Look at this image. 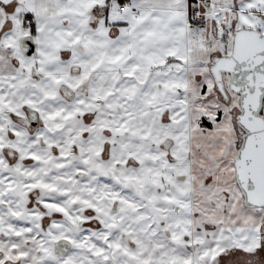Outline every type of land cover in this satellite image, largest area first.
Instances as JSON below:
<instances>
[{"label": "snow or ice", "instance_id": "6c2138e0", "mask_svg": "<svg viewBox=\"0 0 264 264\" xmlns=\"http://www.w3.org/2000/svg\"><path fill=\"white\" fill-rule=\"evenodd\" d=\"M0 264H264V0H0Z\"/></svg>", "mask_w": 264, "mask_h": 264}]
</instances>
